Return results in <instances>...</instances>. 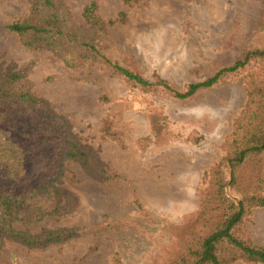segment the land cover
I'll return each instance as SVG.
<instances>
[{
  "label": "rangeland",
  "instance_id": "1",
  "mask_svg": "<svg viewBox=\"0 0 264 264\" xmlns=\"http://www.w3.org/2000/svg\"><path fill=\"white\" fill-rule=\"evenodd\" d=\"M90 1L68 0L78 23H83L82 10ZM96 1L104 20L128 15L125 24L106 35L110 59L122 66L135 63L127 68L152 82L159 76L179 90L211 77L214 65L234 63L256 31L264 5V0H148L129 9L122 0ZM26 10V0H0V62L28 70L19 84L65 117L75 137L118 178L98 183L78 164L70 165L65 187L81 200V208L66 220L50 223V228H97L44 250L1 241L0 264H112L117 254L124 264H163L164 250L171 245L167 235L174 231L167 221L180 223L196 214L207 175L224 158L222 144L247 99L242 76L188 100L128 91L122 77L103 66L76 79L61 59L26 50L6 29ZM160 111L171 129L201 134V145L178 134L141 152L136 141L159 130L155 122ZM136 199L152 219L160 220L150 232L145 226L132 228L137 219H150L141 215ZM245 229L264 247V208L253 210ZM165 235V241L154 243Z\"/></svg>",
  "mask_w": 264,
  "mask_h": 264
},
{
  "label": "trees",
  "instance_id": "2",
  "mask_svg": "<svg viewBox=\"0 0 264 264\" xmlns=\"http://www.w3.org/2000/svg\"><path fill=\"white\" fill-rule=\"evenodd\" d=\"M147 1L122 0L129 9ZM26 5V13L6 29L18 37L26 50L51 53L61 59L76 79L91 68L103 66L122 77L128 91L188 100L242 76L247 99L222 144L224 158L208 173L196 214L180 223L167 221L174 231L172 236L167 235L171 245L164 250L163 264H264V247L257 245L245 229L253 210L264 208V5L256 31L235 62L214 65L211 77L184 90L159 76L149 81L127 68L132 63L127 61V66H122L106 54L110 50L106 40L109 29L125 24L127 13L104 20L98 13L97 1L91 0L82 10L83 23H78L68 0H26ZM27 74L28 70L0 62V242L14 241L44 250L61 247L97 228H50V223L66 220L81 208V200L65 187L69 166L78 164L102 184L114 181L118 175L75 137L65 117L26 89L25 84H19ZM163 115V111L157 113L158 131L137 139L141 152L167 136L174 140L178 134L194 146L201 145V134L173 130ZM135 204L141 215L150 219H137L132 228L145 226L149 232L156 228L159 218L152 219L139 200ZM40 224H44L41 229L37 228ZM165 237H157L154 243L165 241ZM112 264L124 263L117 254Z\"/></svg>",
  "mask_w": 264,
  "mask_h": 264
}]
</instances>
